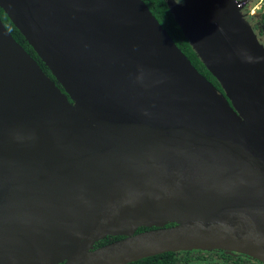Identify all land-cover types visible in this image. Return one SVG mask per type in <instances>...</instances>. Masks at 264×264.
<instances>
[{
    "label": "water",
    "instance_id": "1",
    "mask_svg": "<svg viewBox=\"0 0 264 264\" xmlns=\"http://www.w3.org/2000/svg\"><path fill=\"white\" fill-rule=\"evenodd\" d=\"M165 1L223 94L143 0H0L64 89L0 20V264L264 263V46L237 0Z\"/></svg>",
    "mask_w": 264,
    "mask_h": 264
},
{
    "label": "trees",
    "instance_id": "2",
    "mask_svg": "<svg viewBox=\"0 0 264 264\" xmlns=\"http://www.w3.org/2000/svg\"><path fill=\"white\" fill-rule=\"evenodd\" d=\"M143 2L147 5L150 12L155 16L159 24L166 30V32L173 39L178 48L187 56V58L191 61L192 65L207 78V80L222 94L223 89L218 82V80L211 74V72L206 68V66L202 63L200 58L197 56L196 52L193 50L191 45L189 44L188 39L183 34L179 24L174 19L173 14L168 8L165 0H143ZM0 20L12 38L26 51L29 56L36 61L40 69L50 78L52 79L56 85L64 91L61 84H59L54 75L51 73L48 66L41 60L36 51L32 48V46L25 39L24 35L20 32V30L13 24L8 15L4 12V10L0 7ZM70 100V99H69ZM72 101V100H70ZM149 229V227L141 226L138 227L135 232H140L143 230ZM120 236L117 235H106L99 240L94 242V246L99 247L101 245L107 244L118 239ZM199 250H178V251H168L152 256H148L136 261H132L127 264H189L194 261H203L206 258H211L212 255H202L199 254Z\"/></svg>",
    "mask_w": 264,
    "mask_h": 264
},
{
    "label": "rangeland",
    "instance_id": "3",
    "mask_svg": "<svg viewBox=\"0 0 264 264\" xmlns=\"http://www.w3.org/2000/svg\"><path fill=\"white\" fill-rule=\"evenodd\" d=\"M178 2L181 3V0H177ZM192 250H199L201 252H199V254L208 256L209 254L212 255L211 258H206L203 261H194V262H190L189 264H233L234 260L236 257L234 256H239V258L241 259V261L244 262H248V264H264L262 262H260L259 260L252 258L246 254L240 253V252H236V251H231V250H224V249H210V250H205V249H192ZM202 252H209V253H202ZM221 253H230V254H234L232 255L228 260H226ZM241 256V257H240Z\"/></svg>",
    "mask_w": 264,
    "mask_h": 264
},
{
    "label": "flooded vegetation",
    "instance_id": "4",
    "mask_svg": "<svg viewBox=\"0 0 264 264\" xmlns=\"http://www.w3.org/2000/svg\"><path fill=\"white\" fill-rule=\"evenodd\" d=\"M247 20L249 21L251 27L253 28L255 34L257 35L259 41L263 44L264 46V16L260 17H246ZM120 236L118 239L123 238V235H117ZM117 240V239H116ZM97 248V247H96ZM93 249H95V246L93 245ZM196 251V250H193ZM201 252V251H198ZM202 253H209V252H202ZM221 255L228 260L232 255H235V253L230 254V253H221ZM236 257L233 264H248V262H242L239 256H234ZM241 257V256H240Z\"/></svg>",
    "mask_w": 264,
    "mask_h": 264
},
{
    "label": "built area",
    "instance_id": "5",
    "mask_svg": "<svg viewBox=\"0 0 264 264\" xmlns=\"http://www.w3.org/2000/svg\"><path fill=\"white\" fill-rule=\"evenodd\" d=\"M245 17L264 16V0H237Z\"/></svg>",
    "mask_w": 264,
    "mask_h": 264
},
{
    "label": "bare ground",
    "instance_id": "6",
    "mask_svg": "<svg viewBox=\"0 0 264 264\" xmlns=\"http://www.w3.org/2000/svg\"><path fill=\"white\" fill-rule=\"evenodd\" d=\"M0 36L3 39L4 43L12 50L16 57L26 68H30V62L23 56V54L7 39V37L0 30Z\"/></svg>",
    "mask_w": 264,
    "mask_h": 264
}]
</instances>
